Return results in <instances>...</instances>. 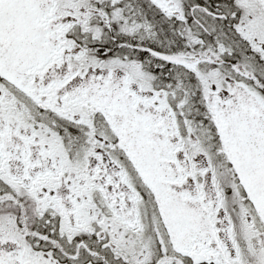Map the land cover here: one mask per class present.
Returning <instances> with one entry per match:
<instances>
[{
  "label": "snow or ice",
  "instance_id": "obj_1",
  "mask_svg": "<svg viewBox=\"0 0 264 264\" xmlns=\"http://www.w3.org/2000/svg\"><path fill=\"white\" fill-rule=\"evenodd\" d=\"M0 264H264V0H0Z\"/></svg>",
  "mask_w": 264,
  "mask_h": 264
}]
</instances>
